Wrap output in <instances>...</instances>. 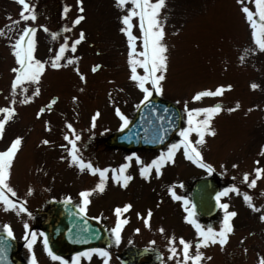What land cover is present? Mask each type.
Segmentation results:
<instances>
[{"label": "rangeland", "instance_id": "1", "mask_svg": "<svg viewBox=\"0 0 264 264\" xmlns=\"http://www.w3.org/2000/svg\"><path fill=\"white\" fill-rule=\"evenodd\" d=\"M27 2L34 5L35 21L19 19L21 6L15 0H0V29L4 30L0 34V107L9 106V100L15 99V103L11 105L15 110L14 114L5 123L4 131L0 134V150H4L15 137H21V145L11 165L8 180L15 195L7 191L5 195L16 202L17 208L21 206L17 203L21 200L26 209L19 214L12 210L4 211L0 202V232L4 231V224L9 225L20 249L17 256L23 258L25 264H29V250L25 244L33 232L36 237L32 255L37 264H60V261L51 260L44 251V241L38 227L41 217L37 216L35 207L44 205L51 197H59L61 189L68 190L70 195L63 193L60 198L67 196L77 200L76 195L91 188L92 184V181L83 176L84 172H74L79 169L75 164L62 162L69 148L64 147L67 142L63 137L66 133L70 138L72 136L66 122L72 125L73 130L85 126L84 133L89 135L75 132L80 137L77 149L79 154L88 156L82 159L95 167L109 166L107 168L112 169L118 162L125 163L124 157L129 156L132 158L127 161V169H139L133 153L143 163L150 162L160 153L135 151L122 154L118 150L110 152L105 148L100 151L104 139L121 124L115 115V103L120 107L121 113H130L136 103L143 99V93L128 78L127 41L119 31L123 26L119 17L126 14V11L117 7L115 0H81L79 8L83 9L82 12L78 11L76 0ZM65 6H68L66 12ZM128 6L130 5H125ZM243 7L255 12L252 0H165V6L161 9L167 69L165 79L161 81L159 96L180 107L182 124L186 126V107L192 109L214 104L221 106V110L212 116L209 123L212 134L206 132L204 143L197 147L204 162L212 166L211 173L223 177L219 180L221 186L226 188L235 185L238 189L223 196L222 200L229 205L227 211L236 212L230 221L233 231L228 234L222 247L217 243L201 248L204 254L201 264H257L258 259L264 257V222L259 220L261 213L252 211L243 200V194L247 193L252 197L255 207L264 211V152H261V147L264 146V50L253 43L249 22L241 10ZM78 15L83 16V20L72 25L71 21ZM11 21L19 23L13 25ZM25 23L37 29L34 34V56L42 62L54 55L59 44L65 42V36L68 37V47L61 59V67L52 68L50 64H46L36 84L25 83L24 97L31 96L36 89L39 92L22 104L19 102L22 98L19 89L15 98L10 95V83L14 75L10 69L16 66L10 44ZM41 25L49 31L45 32ZM137 25L138 21L134 17L132 31L139 36ZM64 28L70 31H62ZM81 31L85 38L77 45L76 51L72 52L71 41L77 39ZM52 32L57 33L56 38H52ZM88 42L93 45L90 47ZM139 43L138 40L137 45ZM71 57L78 59L68 64L67 60ZM98 62L100 70L90 72V68ZM77 68L85 76L83 81L75 70ZM137 70L142 74V69ZM253 83L257 85L256 88L251 87ZM228 85L231 87H227ZM217 86H225L220 95L192 100L191 97L197 91H214ZM52 95L58 96L59 102L53 105L50 113L42 112L36 118L35 114L40 106ZM73 97H76L75 101ZM97 112L99 115L93 122L91 117ZM0 118H3V114H0ZM196 118L203 119V114ZM190 139L195 141V133L190 134ZM44 140L48 143H42ZM87 149L92 155L84 153ZM186 162L184 165L183 160L178 159L173 165L166 163L171 165L165 172L166 177L184 179L189 184L191 178L205 175L206 169L189 160ZM256 167L262 169V175L254 187L248 188L243 181V174L247 172L251 180L255 176L253 169ZM65 172L67 173L64 174ZM135 179L133 177L125 187L110 181L105 183L103 191H91L87 197L88 203L84 206L85 213L91 217L110 220L116 218V207L122 208L125 203L131 205L120 214L122 220L128 219L129 225L120 236L119 244L113 240L106 250L109 252V264H119L116 254L132 243L158 248L161 253L159 264H175V259H168V238H173V246L178 253L182 247L179 238L192 241L191 251L194 252V244L198 239L195 231L188 222L183 226L179 225L178 220L174 219L179 217L178 210L173 206H166L172 220L164 216L159 218L162 207L159 208L161 203H158V199L161 198L164 204L171 185L159 184L154 187L147 184L143 190L137 186L139 183ZM29 188L32 189L31 193L28 192ZM136 189L144 193L152 190L151 193H146L151 194L150 202L139 203L135 198ZM149 210V227L140 226L141 218L134 219V216L144 212L141 215L144 217ZM219 212L217 221L208 222L205 228H219L223 210L219 209ZM158 220L163 226L159 227ZM25 222L29 225L27 233L23 227ZM174 223L181 229H177ZM135 228L139 230L140 238H136ZM161 228L163 232L159 231ZM172 230L178 235H173ZM149 232L161 233L151 235ZM179 258L182 259V254ZM80 264H103V258L92 254L87 259L82 257Z\"/></svg>", "mask_w": 264, "mask_h": 264}, {"label": "snow or ice", "instance_id": "2", "mask_svg": "<svg viewBox=\"0 0 264 264\" xmlns=\"http://www.w3.org/2000/svg\"><path fill=\"white\" fill-rule=\"evenodd\" d=\"M255 5V12L250 11L248 7H243L241 10L245 15V19L249 22L251 28V37L253 43L256 47L261 50H264V0H252ZM20 7L19 19L23 21L32 20L35 21L36 15L33 11L34 5H30L27 0H16ZM81 0H76L78 6V11H83L82 8H79ZM117 7L126 11V14L119 17L121 24L123 25L119 31L124 34L127 41V67L129 69V80L135 83L136 88L140 89L143 93V99L140 101V104H143L148 98L155 92L159 95L161 92V81L165 79V72L167 69V49L164 43V25L160 18L161 9L165 6V0H115ZM126 4L130 6L125 7ZM65 6L64 11H67ZM63 15V13H62ZM136 18L138 21L139 27V36L133 34V18ZM11 20V18H9ZM83 20V16L78 15L75 19L71 21L72 25L78 24ZM13 25L18 24L19 21H11ZM45 32L49 30L43 25L40 26ZM36 27H32L27 23L24 24L21 31L18 32L16 38L11 42L10 48L11 53L14 57L15 67H12L10 71L14 74L11 83H10V95L15 98L17 95V90H20V103H27L32 99L33 96L38 95L39 90L36 89L32 92L31 96L24 97V85L25 83L36 84L40 78L41 74L45 70V65L50 64L52 68L61 67V59L65 55L66 48L68 47V37L65 36L64 43H60L59 47L55 49L54 55L49 57L47 61H41L34 56L35 51V39L34 34L36 32ZM3 29H0V34L3 33ZM62 31H70L68 28L62 29ZM52 38H56L57 33H51ZM84 33L80 32L77 39L71 41V51L75 52L77 45L83 40ZM140 41L137 45V41ZM141 49V50H138ZM51 51V49H50ZM78 59L77 57H71L67 60L68 64H71L73 60ZM100 65H93L91 68L92 72H95ZM142 69V74L138 72L137 69ZM80 77V80L83 81L85 76L79 73V69H75ZM146 85H150L146 86ZM225 86H217L214 91L212 90H202L197 91L191 97L193 101L199 100L201 97L206 96H217L220 95ZM227 87H231L228 85ZM252 88H256V84H251ZM73 101L76 100V97L72 98ZM55 100H50L46 105L48 109L51 108ZM9 106L0 107V114H3V118H0V134L3 133L5 123L12 118L14 114V108L11 106L15 103V99L9 100ZM221 110L219 104H214L208 107H198L188 109L185 108V113L187 114L186 124L187 126L182 128L179 131L180 140L175 143H171L167 146L166 151H162L158 156H155L150 162L143 163L140 157L136 156L135 153L132 155L135 156L136 164L139 166V175L144 179L149 178V173L154 169L155 175L157 177L161 174V168L165 163H173L174 156L176 151L180 148L183 149V156L186 160L191 161L193 164L198 167L204 168L207 171H212V166L204 162L201 156L197 145L204 143V135L207 132L212 134V130L209 128V123L213 115L218 113ZM45 111V108H40L37 111L36 115L39 117L42 112ZM231 111V109H229ZM200 114H203V119H197ZM99 113L93 114L91 117L92 121L96 120V117ZM115 115L119 117L121 124L120 127L124 128L127 124L125 116L121 113L120 109L117 107L115 109ZM163 119V118H161ZM47 126V122H45ZM66 127L69 131L72 132L71 138L66 133L64 135V140L68 141L71 144V147L67 149L70 165L75 164L81 171L85 169L92 174H99V181L95 185L94 190L103 191L105 180L107 179L106 173L109 172V168H98L93 167L89 162L84 161L78 155V149L76 141L80 139L79 135L75 133L72 129V125L66 122ZM195 133L196 139L193 141L190 139V134ZM164 129L160 128L159 137L163 138ZM42 143L47 144L48 141L44 140ZM21 145V137L17 136L11 140L10 144L4 149L0 150V202H2L3 210L16 211L18 214L25 212L26 209L21 205L17 208L16 202L10 200L6 195L5 191L15 195L14 190L8 184L10 176V168L15 158V155ZM63 147V146H62ZM261 152H264V146L261 147ZM132 157L125 156V163L119 165V174L115 169H112V180L113 182H119L120 187H125L127 182L132 179L130 175L125 174V170L128 168V163ZM63 159V157H61ZM258 163V162H256ZM236 167V165H233ZM255 176L249 180V174L245 172L243 174V181L247 183L248 188H252L256 185L257 180L262 175V169L256 167L253 169ZM32 189L29 188L28 192L31 193ZM92 190H83L79 193L81 197L79 205V215H83L85 212V205L88 203L87 197L90 195ZM238 189L235 185H230L229 187L224 188L220 192L216 193V206L223 210V218L219 222V228L215 229L211 226L202 227L195 219L194 212L191 208H185L187 215L184 216V220L190 223L195 229V234L198 239H196L194 248L195 251H191L193 247L192 241H186L184 238H179V244L182 246L180 252H177V248L173 246L174 240L172 237L168 238V259H175V264H201L202 258L204 256L201 251L202 247H207L212 244H219L221 247L226 243L228 234L233 231V226L230 223L231 218L236 215L234 211H227L229 205L227 203H221L220 197L227 195L229 192H236ZM169 194L172 196L173 200H183L184 204H188L189 201L184 198L177 196L171 187L168 188ZM243 200L245 204L252 209L254 212H260L259 220L264 222V211L255 207L252 202V197L247 193L243 194ZM131 207L130 204L125 203L122 208L116 207L114 212L116 214V223L115 226L111 228V237L116 244L120 242V230L126 219H121V212L127 211ZM139 216V213L137 214ZM151 216V210L148 211V214L143 217L144 226L149 227V217ZM99 219V217H97ZM25 232L27 233L29 225L25 222L23 225ZM3 230L7 232L8 236L12 235V232L9 228V225L4 224ZM135 231H139L136 229ZM163 232V229H159ZM42 236L43 233H40ZM36 233L31 234V238L25 244V247L29 250V264H37L35 257L32 255V245L35 242ZM151 243V242H150ZM45 253L53 261H60V264H66V262L58 255H55L48 247L47 240L43 242ZM0 252H3V248L0 247ZM95 253L96 255L103 258V264H109V252L103 248H88L82 252H77L72 256L71 264H80V258H90L91 255ZM182 254V259L179 258ZM257 264H264V257H260L257 261Z\"/></svg>", "mask_w": 264, "mask_h": 264}, {"label": "water", "instance_id": "3", "mask_svg": "<svg viewBox=\"0 0 264 264\" xmlns=\"http://www.w3.org/2000/svg\"><path fill=\"white\" fill-rule=\"evenodd\" d=\"M178 123L179 114L172 105L151 98L139 106L129 127L112 136L107 143L131 147L132 144L121 143L120 137L140 135L143 141L137 145L157 146L160 143L151 141L150 137L160 138V128L164 129L163 138L169 137ZM215 194L216 187L211 181H197L191 192L194 212L199 216H210L216 209ZM78 213L79 211L68 203H51L42 229L48 247L55 255L74 254L88 248H103L108 244L104 230L97 221ZM0 247L3 248V252H0V264H22L14 258L15 242L8 234L0 233ZM147 254L149 251L145 249L128 248L121 255V262L140 264L138 259Z\"/></svg>", "mask_w": 264, "mask_h": 264}, {"label": "flooded vegetation", "instance_id": "4", "mask_svg": "<svg viewBox=\"0 0 264 264\" xmlns=\"http://www.w3.org/2000/svg\"><path fill=\"white\" fill-rule=\"evenodd\" d=\"M86 157H88V156H86ZM93 167H94V165H93ZM98 168L103 169L102 166H98ZM116 171H117V174H119V170H116ZM83 172L85 173V174H83V176L87 177L90 181H96L97 178L99 179V174L98 173L92 174V173H89L86 169ZM125 174L126 175H130L132 178L135 177L136 178L135 180L139 183V185H137V186H139L143 190H145V187L147 186V184H151L154 187L158 186L159 184H162V185L163 184H168V185H171V187L173 188L172 189L173 192L177 196L184 197V198L187 199L186 181L184 179H181V180L180 179H177V178L176 179H173L170 176L169 177H166V174H162L159 177H157L154 173H151L150 172L149 173V178L146 180V179H144L143 177H141L139 175V171H134V172L125 171ZM105 175L107 177V179L105 180V183L110 182V181H113L112 180V171L106 173ZM115 183L116 184H119L118 181L115 182ZM130 183H131V180H129L126 185H128ZM135 191H136L135 198H136V200L139 203H148V202H150V200H151L150 199L151 194H146V193H151L152 190L149 189V190L146 191V193H144L142 190H139V189H136ZM60 192H61L60 194H59V192L57 193V194H59V196H62L63 193L69 194V193H67L68 190H64V191L62 190ZM166 196L167 197H166V201H164V204L162 203L163 201H161V198L158 199V203L159 202L161 203L159 206L162 207V208H167L166 206L168 205V207L170 206V208H171V206H173L174 208H176L178 210L179 217H176L174 219L178 220V223L181 226L183 224V222H184V217L183 216H184V210H185L186 204H184V201L183 200H173L172 199V196L169 194V192H167V195ZM38 210H39L38 213L39 214H42V212H43V205H41L38 208ZM42 216H43V214H42ZM168 216H169V214H168ZM100 221L105 226V224L103 223V218ZM108 235L111 237V232L109 230H108ZM111 239H112V237H111Z\"/></svg>", "mask_w": 264, "mask_h": 264}]
</instances>
